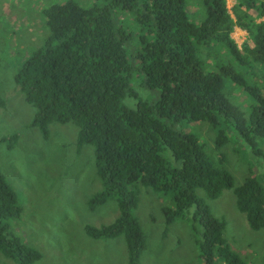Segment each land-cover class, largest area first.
<instances>
[{
	"label": "trees",
	"instance_id": "1",
	"mask_svg": "<svg viewBox=\"0 0 264 264\" xmlns=\"http://www.w3.org/2000/svg\"><path fill=\"white\" fill-rule=\"evenodd\" d=\"M235 1L230 16L225 0H200L199 23L188 20L185 0L50 4L41 11L47 36L13 75L33 108L30 126L42 139L49 124L69 123L77 129L75 150L91 147L99 189L86 200V209L94 212L113 202L116 215L106 225H84L83 234L91 240L120 238L126 264H141L146 247L133 216L138 187L168 198L169 205L160 208L163 235L176 219H187L201 264H245L222 237L225 223L210 213L204 199L231 189L248 227L264 229L262 185L248 176L233 187L221 155L230 138L264 158V95L241 73L264 69V0ZM121 13L129 16L128 24ZM234 28L246 34L239 47L229 37ZM205 49L213 52L207 60L201 56ZM132 78H139L150 100L129 87ZM226 81L245 93L244 111L225 97ZM129 97L133 106L126 103ZM185 123H205L212 131L217 162L196 135L181 131ZM5 140L10 148L15 135ZM21 213L16 193L0 173V254L15 264H33L40 252L10 226Z\"/></svg>",
	"mask_w": 264,
	"mask_h": 264
},
{
	"label": "rangeland",
	"instance_id": "2",
	"mask_svg": "<svg viewBox=\"0 0 264 264\" xmlns=\"http://www.w3.org/2000/svg\"><path fill=\"white\" fill-rule=\"evenodd\" d=\"M61 1L0 0V98L4 103L0 108V173L22 207L20 219L11 221L10 226L22 242L40 252L41 258L33 264H126L120 238L91 240L83 234L84 225H106L116 215L113 202H106L94 212L86 209V200L99 189L91 147L84 145L75 150L77 129L69 123L49 124L47 138L42 139L37 129L30 126L33 108L24 101L13 82L17 68L47 36L42 9ZM76 1L88 7L100 0ZM225 3L232 16L231 8L236 1L225 0ZM184 9L189 21L202 20L204 11L200 0H185ZM119 18L124 24L130 22L126 14H119ZM127 27L135 38L136 29L132 24ZM229 37L238 47L246 41V34L237 28ZM212 53L205 49L201 56L207 60ZM219 59L223 61V55ZM250 70L252 75L243 70L241 73L264 95V69L256 66ZM129 87L140 99L150 100L152 94L142 90L139 78H132ZM223 92L231 104L242 111L246 109L249 101L241 88L226 81ZM126 103L133 106L135 101L129 97ZM180 128L196 135L209 158L217 162L214 136L205 123H185ZM12 135H15L14 143L7 148L5 139ZM260 149L264 152V144H260ZM221 155L223 168L232 176L233 187L241 185L246 177L255 176L264 189L262 156L253 155L244 144L230 138L222 147ZM197 195L203 198L201 191ZM204 201L210 213L225 223L222 237L230 249L245 264H264V229L253 231L248 227L244 215L235 208L232 190H223L216 199ZM168 205L167 197L137 188L133 216L146 238L141 264H201L185 217L169 224L162 234L160 208ZM0 264L15 263L0 254Z\"/></svg>",
	"mask_w": 264,
	"mask_h": 264
}]
</instances>
